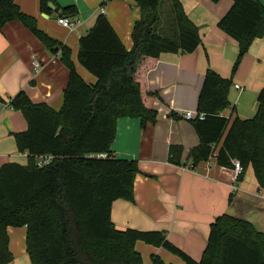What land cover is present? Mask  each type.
<instances>
[{"label":"trees","instance_id":"obj_1","mask_svg":"<svg viewBox=\"0 0 264 264\" xmlns=\"http://www.w3.org/2000/svg\"><path fill=\"white\" fill-rule=\"evenodd\" d=\"M214 3L220 0H211ZM233 6L218 27L239 44L234 75L256 38L264 36V5L259 0H232ZM50 14L54 0H39ZM140 19L132 31L133 47L127 50L105 14L80 39L79 62L95 78L87 84L71 61V51L38 28L35 18L24 14L15 0H0V32L19 21L47 49L61 53L70 75L64 103L56 111L35 104L21 91L10 102L28 123L15 134L18 150L28 154L26 165L8 163L0 169V264L12 261L8 227H26L31 264H144L136 252L138 241L162 247L186 264H264V234L248 221L220 216L211 226L208 244L197 262L170 243L162 232L119 231L111 220L114 201H134V180L140 172L135 160L117 159L111 150L117 121L139 119L142 126L156 123L147 75L164 53L191 54L202 43L199 27L187 16L180 0H169L167 15L161 0H135ZM73 9L60 16L71 18ZM166 16V18L164 17ZM232 77L209 69L193 120L200 143L191 153L192 167L215 157L223 167L237 160L243 179L251 167L264 189V89L258 111L251 119L223 116L230 108ZM0 101L4 98L0 94ZM221 144L220 148L218 146ZM106 154V158H100ZM183 148L173 146L169 161L181 164ZM51 155V164L39 167L36 158ZM152 264H166L159 256Z\"/></svg>","mask_w":264,"mask_h":264},{"label":"crops","instance_id":"obj_2","mask_svg":"<svg viewBox=\"0 0 264 264\" xmlns=\"http://www.w3.org/2000/svg\"><path fill=\"white\" fill-rule=\"evenodd\" d=\"M264 5V0H259ZM190 20L200 29L201 45L191 54L164 53L147 75V84L158 97L154 102L156 123L142 126L141 120L121 118L111 150L117 159L135 160L140 172L134 180V201L113 202L111 220L119 231L162 232L168 241L199 262L208 244L211 226L223 215L250 222L264 234V189L251 167L238 181L233 167H223L215 157L192 167L191 151L200 139L187 112L198 113V100L209 69L221 77H232L228 94L229 118L251 119L258 111V95L264 89V36L256 38L233 75L239 44L219 27L233 6L232 0H180ZM18 8L36 19L38 28L71 51V61L89 85L96 78L79 62L80 39L95 26L101 15V0H54L50 14L40 10L39 0H15ZM73 9L74 30L64 28L58 17ZM105 15L127 50L133 47L134 23L140 19L135 0H113ZM41 63L34 69L33 61ZM69 69L22 23L9 22L0 32V169L8 163L26 165L28 154L18 150L15 134L28 123L10 102L21 91L35 104L58 111L64 103ZM173 146L183 148L181 164L169 161ZM221 144L218 146L220 148ZM12 261L31 264L26 246V227H8ZM135 250L144 264L159 256L166 264H186L162 247L138 241Z\"/></svg>","mask_w":264,"mask_h":264},{"label":"built area","instance_id":"obj_3","mask_svg":"<svg viewBox=\"0 0 264 264\" xmlns=\"http://www.w3.org/2000/svg\"><path fill=\"white\" fill-rule=\"evenodd\" d=\"M102 1V6L100 8V12L101 14H105V5L107 3H109L110 1H113V0H101ZM58 23L63 26L64 28L66 29H69L70 31L74 30V28L76 27L77 25V22L72 19V18H69V17H64V16H60L58 17ZM33 66H34V69H39L41 68V63L37 60H34L33 61ZM184 118L185 119H188V120H196V119H204V114L202 113H193V112H187L185 114H183ZM100 158H106L107 155L106 154H100L99 155ZM54 160V157L51 156V155H45V156H40V157H37L36 158V162H37V165L39 167H43V166H46V165H49L52 163V161ZM233 169L236 173V176L238 178V176L241 174V172L243 171V166L241 165V163L237 160H234L233 161Z\"/></svg>","mask_w":264,"mask_h":264},{"label":"rangeland","instance_id":"obj_4","mask_svg":"<svg viewBox=\"0 0 264 264\" xmlns=\"http://www.w3.org/2000/svg\"><path fill=\"white\" fill-rule=\"evenodd\" d=\"M168 9H169V0H161V5H160V9H159L160 13L166 14ZM164 17L166 18V16H164Z\"/></svg>","mask_w":264,"mask_h":264}]
</instances>
